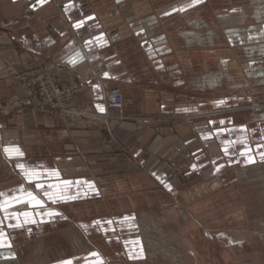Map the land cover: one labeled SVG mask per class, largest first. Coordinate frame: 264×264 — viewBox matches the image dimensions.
Masks as SVG:
<instances>
[{
  "label": "crops",
  "instance_id": "1",
  "mask_svg": "<svg viewBox=\"0 0 264 264\" xmlns=\"http://www.w3.org/2000/svg\"><path fill=\"white\" fill-rule=\"evenodd\" d=\"M33 3L0 0V101L27 95L12 71L25 72L30 78L49 73L61 85L79 88L71 103L87 106L90 116L64 121L28 110L27 118L0 114V174L4 167L8 175L6 179L0 176V193L19 196L22 187L44 201V206L37 208L25 197L23 203L13 201L7 213L0 210V228L13 225L8 232L3 229L11 246L0 247V264H111L106 250L93 240L104 239L111 247L116 240L122 252L129 253L126 241L147 216H138L137 210L131 209L137 206L133 198L127 201L130 207L123 204L127 210L105 213L111 208L110 197L122 196L124 192L119 191L124 189L155 191L147 197L152 193L174 196L181 181L172 176V165L189 158H193L189 169H199L207 179L222 174L227 165L223 160L228 157L226 132L234 133L242 126L205 113L188 114L194 102L190 90L195 87L174 65V35L152 31L141 0H46L35 8ZM80 21L82 26L74 27ZM100 34L106 41L103 46L94 41ZM90 40L93 44L86 46ZM74 58L75 64L70 62ZM255 73L264 76V70ZM113 86L124 93L125 114L135 118L125 121L123 127L119 119L109 118L115 112L104 103L106 90ZM205 100L200 99L203 107ZM175 118L181 120L175 122ZM230 124L233 126L228 128ZM154 125L161 126L159 131L150 129ZM234 137L236 143L239 138ZM9 145L18 147L23 156L9 158L3 151ZM123 146L129 153L120 154ZM210 155L215 159L211 167ZM18 164L35 168L40 175L30 181ZM53 171L59 177L52 175ZM64 181L73 183L65 188ZM37 183L44 187L37 188ZM49 184L56 187L49 189ZM45 191L52 193L56 202L49 200ZM148 200L153 206L155 199ZM68 210H75L78 216L72 218ZM84 210L99 214L82 216ZM50 211L59 215H47ZM24 212L32 213L36 222L25 223ZM10 213L18 214V219L7 218ZM123 218L127 224L118 225ZM62 222L73 223L77 231L74 254L44 246L35 253L28 251L35 237L63 235L59 232ZM17 223L22 227H14ZM84 240L92 244L86 251L82 250ZM24 250L29 258H24Z\"/></svg>",
  "mask_w": 264,
  "mask_h": 264
},
{
  "label": "rangeland",
  "instance_id": "2",
  "mask_svg": "<svg viewBox=\"0 0 264 264\" xmlns=\"http://www.w3.org/2000/svg\"><path fill=\"white\" fill-rule=\"evenodd\" d=\"M141 2L146 8V22L152 26V31L162 30L163 35H174V45H177L174 46V65L183 70L187 81L195 87L190 90L194 102L188 114L195 117L196 114L205 113L212 118L216 116L219 119H231L233 125L242 126L246 131L239 129L234 133L226 132L229 136L226 143L228 157L223 162L227 165L220 175L215 174L207 179L203 173H198L199 169L190 170L188 163L193 158H189L185 163L172 165V176L181 181L176 186L177 192H174V196L164 193L153 195L154 190L124 189L119 191L124 192L122 196L110 197L111 208L110 211H104L105 213L118 214L127 210L130 207L127 202L130 198L136 200L137 206H132L131 209H136L138 216L146 213L147 220H143V225L138 222L131 234L133 238L126 241L129 253H123L116 240L112 242V247L104 239L93 241L97 243V247L106 250L111 264H264V76L256 77L255 73L264 70V14L260 19H256L255 15L259 6H264V1ZM181 8L184 10L181 11ZM184 33L197 36L194 45L188 44ZM12 73L24 86L27 95L20 99L0 101V114H20L27 118L28 110L47 116H58L64 121L90 116L87 106L71 103L74 95L69 104L77 110L75 116L42 112L31 106L9 108L8 105L26 100L29 90H39L42 84L49 87L56 81L61 87H76L61 85L49 73L32 78L25 72ZM222 73V81L214 87L210 86L207 81L209 76ZM202 88L207 90L197 91ZM78 90L77 87L76 92ZM204 98L207 107H203L200 102ZM124 109L125 97L123 110H113L115 115L109 116L119 119L120 127L128 119H135L127 116ZM179 120L181 118L174 119L175 122ZM232 126L230 124L227 127ZM160 127L154 125L150 129L159 131ZM235 135L239 139L246 138L250 151L244 156L241 151L245 150V145L236 144ZM210 150L214 151L212 147ZM121 151L120 154H127L129 148L123 146ZM250 155L254 157L248 158ZM239 156L242 159H238ZM209 160L211 167L214 164L212 162H215L213 155H210ZM6 172L3 167L1 178L8 177ZM215 181L219 182L216 188L212 185ZM150 192H153V196L147 197ZM151 198L155 199L152 201L153 206L149 204L151 200L148 199ZM125 203L128 207L123 210ZM68 213L72 218L78 216L75 210H68ZM97 214L99 213L84 210L82 216ZM122 224H127L124 218L118 225ZM59 228V232H64L65 238L57 233V238L35 237L28 251L33 249L35 253L44 246L46 250L50 247L55 252L60 249L65 250L67 255L74 254L78 234L73 223L62 222ZM3 229L10 231L6 224ZM113 230H116L115 226ZM91 246V243L84 240L82 250L86 251ZM29 252L26 251L24 258L30 257Z\"/></svg>",
  "mask_w": 264,
  "mask_h": 264
},
{
  "label": "snow or ice",
  "instance_id": "3",
  "mask_svg": "<svg viewBox=\"0 0 264 264\" xmlns=\"http://www.w3.org/2000/svg\"><path fill=\"white\" fill-rule=\"evenodd\" d=\"M45 2H46V0H34L33 7L35 8L37 5H42ZM198 2H199V0H193V3H198ZM180 10L183 11L184 9L181 8ZM87 19H92V17H88ZM82 24H83V21L77 22L74 25V27L79 28L82 26ZM94 41L99 46H103L106 43L103 34H100L99 36L95 37ZM92 44H93V41H91V40L86 41V46H91ZM80 59H83L82 55L80 56ZM70 62L75 64L77 62V60L74 58V59H71ZM107 75L108 74L105 73V76H107ZM100 110L103 111V108H100ZM185 111H187V109H185ZM220 123L223 124L224 122L221 121ZM240 130L246 131V129H244L243 127ZM236 143L245 145V150L241 151L242 156L246 155L247 152L250 151V149L247 148V141H246L245 137H241L240 139H238L236 141ZM3 151L9 156V158H12L13 155L18 156V157L23 156V152L16 146H12V145L5 146ZM225 151L227 152L228 149L225 148ZM262 155H264V154H262ZM17 167H19L22 171H24L25 177L27 179H29L30 181L32 178L38 177L40 175V173L35 168L26 169L25 165H23V164H18ZM193 167H195V166H193ZM52 175L59 177V173L55 172V171L52 172ZM72 183H73L72 181H64L63 185L65 188H67ZM77 183H80V182H77ZM36 187L42 189L44 187V185L37 183ZM53 187H56V186L51 185V184L48 185L49 189H51ZM19 191L21 192V195L10 196V197H8L5 193H0V198H3V199H0V210H4L7 213V208L11 207L13 201L17 204L23 203V202H25V197L27 198V202L34 207L41 208L44 206V201L42 199L38 198V196L35 195L32 191L25 192V190L22 187ZM44 195L47 196V198L49 200L56 202V197L52 193L45 191ZM69 198H72V197H69ZM60 199H65V197H60ZM40 214L43 215L44 213H40ZM22 215L25 217V221H24L25 223H35L36 222L35 220L31 219L32 213L24 212V213H22ZM47 215H49V216L59 215V213H55V212L50 211L47 213ZM13 217H17V219H18V214L10 213V214H8L7 218L12 219ZM0 224H2V221H0ZM9 227H13V225L10 224ZM14 227L19 228V227H22V225L20 223H17L16 225H14ZM5 237H6V233L3 231L2 228H0V247H3L6 243H7L8 247L11 246L10 242L6 241ZM91 255L98 256L99 254L98 253H92ZM66 264H70V262H66ZM101 264H102V262H101Z\"/></svg>",
  "mask_w": 264,
  "mask_h": 264
},
{
  "label": "built area",
  "instance_id": "4",
  "mask_svg": "<svg viewBox=\"0 0 264 264\" xmlns=\"http://www.w3.org/2000/svg\"><path fill=\"white\" fill-rule=\"evenodd\" d=\"M42 85L39 90L30 89L26 100L17 101L13 105H8L9 108L31 106L42 112H57L66 117L77 115L75 107L69 104L77 87H61L56 81L52 82L49 87L44 86V84ZM104 103L108 109L122 111L124 107V96L121 88L118 86L108 88L105 92Z\"/></svg>",
  "mask_w": 264,
  "mask_h": 264
},
{
  "label": "bare ground",
  "instance_id": "5",
  "mask_svg": "<svg viewBox=\"0 0 264 264\" xmlns=\"http://www.w3.org/2000/svg\"><path fill=\"white\" fill-rule=\"evenodd\" d=\"M262 1H264V0H262ZM259 6V5H258ZM257 8V7H256ZM263 8H264V6L263 7H260L259 6V9H257L256 10V12H255V15H256V19H260V18H262V15L264 14V10H263ZM213 33V32H212ZM213 35V34H212ZM184 38L185 39H187V41H188V44H192V43H194L195 42V39L197 38V36L195 35V34H190V33H184ZM199 38H201L200 37V34H199ZM211 38H213V36L211 37ZM200 41H202V40H200ZM197 43H198V41H197ZM263 48H264V46H263ZM256 49V47L255 48H253V50H255ZM257 49H259V48H257ZM259 50H261V49H259ZM262 51V50H261ZM254 53H256L255 51H254ZM223 73L220 75H218V74H216V75H214V74H211V76H209V78H208V83H209V85L210 86H215L219 81H222V79H223ZM226 76V75H225ZM222 83V82H221ZM212 185L216 188V187H218V185H219V182H217V181H215V182H213L212 183ZM10 253V252H9Z\"/></svg>",
  "mask_w": 264,
  "mask_h": 264
}]
</instances>
